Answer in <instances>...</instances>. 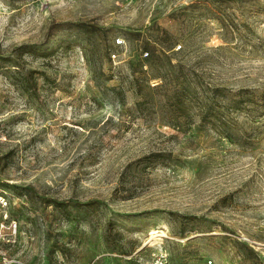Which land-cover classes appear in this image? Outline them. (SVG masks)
Here are the masks:
<instances>
[{"label":"rangeland","instance_id":"rangeland-1","mask_svg":"<svg viewBox=\"0 0 264 264\" xmlns=\"http://www.w3.org/2000/svg\"><path fill=\"white\" fill-rule=\"evenodd\" d=\"M0 194V264H264V0H0Z\"/></svg>","mask_w":264,"mask_h":264},{"label":"built area","instance_id":"built-area-1","mask_svg":"<svg viewBox=\"0 0 264 264\" xmlns=\"http://www.w3.org/2000/svg\"><path fill=\"white\" fill-rule=\"evenodd\" d=\"M123 43L122 40L116 39L115 40V46H120ZM111 60H114L116 58V54L111 53L110 55ZM7 201L5 200V197L0 194V215H2L3 218H6V208H7ZM169 255L166 252H158L155 255H153L152 260L149 264H169L168 257ZM202 264H215V262L211 259H205L203 260Z\"/></svg>","mask_w":264,"mask_h":264},{"label":"bare ground","instance_id":"bare-ground-1","mask_svg":"<svg viewBox=\"0 0 264 264\" xmlns=\"http://www.w3.org/2000/svg\"><path fill=\"white\" fill-rule=\"evenodd\" d=\"M151 235H152L151 237H152V239H153V241H154V242L152 241V243H153V244H156V243L158 242V239L155 238L156 233H155L154 231H152V232H151ZM158 235H159V234H158ZM159 238H161V237H159ZM160 241H161V240H160ZM151 245H152V244H151Z\"/></svg>","mask_w":264,"mask_h":264},{"label":"trees","instance_id":"trees-1","mask_svg":"<svg viewBox=\"0 0 264 264\" xmlns=\"http://www.w3.org/2000/svg\"><path fill=\"white\" fill-rule=\"evenodd\" d=\"M109 56V55H108Z\"/></svg>","mask_w":264,"mask_h":264}]
</instances>
